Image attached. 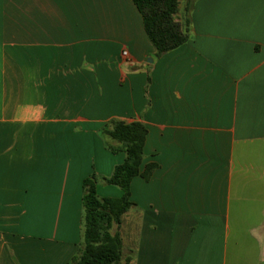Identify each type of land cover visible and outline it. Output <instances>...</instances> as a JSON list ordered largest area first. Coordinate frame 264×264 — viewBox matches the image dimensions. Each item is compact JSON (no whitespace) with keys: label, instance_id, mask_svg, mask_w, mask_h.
<instances>
[{"label":"crops","instance_id":"crops-1","mask_svg":"<svg viewBox=\"0 0 264 264\" xmlns=\"http://www.w3.org/2000/svg\"><path fill=\"white\" fill-rule=\"evenodd\" d=\"M179 9L188 42L157 56L132 0H0V264L77 255L83 182L125 159L113 120L156 165L131 184L129 264H264V0Z\"/></svg>","mask_w":264,"mask_h":264},{"label":"trees","instance_id":"trees-1","mask_svg":"<svg viewBox=\"0 0 264 264\" xmlns=\"http://www.w3.org/2000/svg\"><path fill=\"white\" fill-rule=\"evenodd\" d=\"M191 1V0H189ZM140 12L145 31L157 50V56L171 52L188 42L190 19L176 21L180 0H132ZM189 8L186 7L188 13ZM107 148L124 153L122 164L115 167L110 177L91 175L83 182L82 242L77 255L69 264H129L124 258V240L121 234L123 219L131 210L132 181L142 176L148 180L155 164H144L147 130L141 123L127 124L113 120L103 131ZM120 188V198H101L97 185Z\"/></svg>","mask_w":264,"mask_h":264},{"label":"rangeland","instance_id":"rangeland-1","mask_svg":"<svg viewBox=\"0 0 264 264\" xmlns=\"http://www.w3.org/2000/svg\"><path fill=\"white\" fill-rule=\"evenodd\" d=\"M122 232H123V238H124V236L126 238V239H123V240L124 241L126 240V246L129 247V245L131 244L130 243V241H131V239H130L131 233H130V220L129 219L125 220V224H124V227L122 229ZM125 254L127 255V253H124V256H125Z\"/></svg>","mask_w":264,"mask_h":264},{"label":"built area","instance_id":"built-area-1","mask_svg":"<svg viewBox=\"0 0 264 264\" xmlns=\"http://www.w3.org/2000/svg\"><path fill=\"white\" fill-rule=\"evenodd\" d=\"M124 56H127V52H124Z\"/></svg>","mask_w":264,"mask_h":264}]
</instances>
